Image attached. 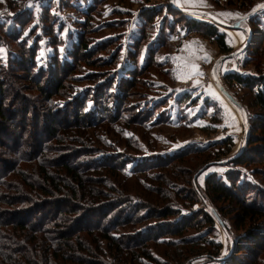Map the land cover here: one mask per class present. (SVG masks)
<instances>
[{
	"label": "rangeland",
	"instance_id": "rangeland-1",
	"mask_svg": "<svg viewBox=\"0 0 264 264\" xmlns=\"http://www.w3.org/2000/svg\"><path fill=\"white\" fill-rule=\"evenodd\" d=\"M91 2L0 0V23L12 25L15 11H21L23 7L24 11H32L34 19L27 26L24 37L29 47L38 42L36 59L42 65L54 55L53 39H60L62 43L58 57L70 62L68 53L72 44L78 41L77 33L85 31L89 33L93 52L98 51L94 55L96 59L105 63L111 56L118 57L116 66L103 69L79 62L76 74L67 84L73 88V98L86 97L83 113L89 123L65 124L56 137L61 140L58 144L64 143L62 152L57 155L72 150L67 161L82 178L84 193L80 201L94 207L108 205L104 212L111 209L109 217L114 214L116 219L109 224L103 219V223H107L103 229H108L111 237L120 242L121 250L112 247L110 241L96 231L93 233L99 235L98 256L108 264H222L211 259L210 256L216 255L214 248L221 245L220 256H226L233 245L229 235L237 240L244 232L235 227L233 215L236 210L231 207L230 213L225 209L227 215L220 213L224 225L217 219L214 233L204 229L199 232L190 230L185 235L202 246L200 251L183 249L182 238L174 235L141 244L138 241L162 233L177 218L164 220L159 216L161 211L169 207L188 209L190 202L185 199L188 192L199 188L207 197L206 182L213 174L224 178L231 168L239 169L232 164V159L251 145L247 142L249 127L264 135V125H257L261 111L254 106V93L241 85L227 83L225 79L226 75L233 73L252 77L251 82L264 77V39L255 37L259 32L264 33V0H105L95 6L94 11L86 13L93 5ZM20 3L24 5L17 9ZM149 8L159 12V16L152 25L154 37L148 42H160L156 35L165 22V44L157 49L154 67L138 80L136 89L120 102L121 109L117 112L118 101L113 94L119 92L117 81L129 78L127 69L135 67L129 54L135 52L136 39L143 28L141 16ZM47 11L53 19L56 38L50 33V24L43 27ZM188 19L217 25L220 32L226 34L232 52L222 54L214 39L190 29L186 24ZM252 20H257L259 23L256 24L263 29H255L254 38L250 28ZM148 42L143 44L142 52H147ZM10 47L17 50L15 45ZM7 50L8 46H5L1 53L6 54ZM144 59V56L140 57L138 67L145 64ZM107 77L114 81L106 89ZM217 82L233 100L224 94ZM63 100L56 101H59L55 104L56 110L62 107L60 101ZM134 113L139 115L136 117ZM36 121L38 125L34 124ZM42 122V119L31 116L26 129H16V134H23L18 144L17 165L25 163L23 156H27L26 152L30 150L28 134L36 126L42 128ZM47 138H43L45 143L49 141ZM43 149H46L45 145ZM183 151L190 153L179 156ZM0 153L15 162L2 146ZM220 154L221 157H216ZM57 155L51 153L46 159L54 161ZM171 155L183 159L164 165ZM42 159L49 172L52 171L54 165L42 156L38 161L43 164ZM107 160L108 163L104 164ZM141 160H145L143 166L135 172ZM256 167L264 171V165L252 163L240 169L251 180V175L256 176ZM29 171L35 174L33 168ZM256 179L264 184V176ZM209 199L208 205L227 208V203H212L211 197ZM113 205L118 209L116 214ZM204 208L207 209L200 201L192 210L198 212ZM152 212L155 217H148ZM89 226L93 227V224ZM147 227L154 229L153 234L144 238L135 235ZM260 259L258 264H264V258Z\"/></svg>",
	"mask_w": 264,
	"mask_h": 264
},
{
	"label": "trees",
	"instance_id": "trees-1",
	"mask_svg": "<svg viewBox=\"0 0 264 264\" xmlns=\"http://www.w3.org/2000/svg\"><path fill=\"white\" fill-rule=\"evenodd\" d=\"M104 2L105 0H92L93 5L87 8L86 13L94 11L95 6ZM23 5L20 3L17 9L22 8ZM73 6L79 7L74 4ZM158 13L149 8L141 16V27L143 28L136 39L135 52L129 54V59L132 60L135 67L133 70L127 69L128 76H126L129 78L117 81L119 92L113 94L115 100L118 101L117 112H120L121 109L120 102L128 97L130 91L136 89L138 80L145 76L152 66L154 67L157 49L159 50L165 44V22L162 24L163 27L159 34L156 35L157 38L160 37L158 40L160 42L158 43L157 40L148 42L153 36L152 25L156 17L159 16ZM32 19H34L33 12L24 11L23 7L21 11H15L12 25L6 26L3 25L4 23H0V146L7 150L9 156L12 155V159L15 158L13 163L5 154L0 153V171L3 170L0 173V264H108L98 256L100 252L97 248L99 235H95L93 232H100L110 241L112 247L116 246L117 250H121L120 242L113 236L111 237L108 229H103L107 224L103 223V219H106L108 224L115 222L114 214L109 217L108 213L111 209L104 212L108 209V205L94 207L87 204L86 201H80L84 193L81 190L82 178L77 174V169L67 161L72 156V150L66 151L64 155H57L62 152L63 148L61 147H64V143L58 144L61 140L58 141L56 137L60 128L65 124L77 125L79 121L89 123V118L83 113L86 97L73 98V88L67 84L71 76L76 74L79 62H84L91 68L103 69L102 67L106 66H116L118 57L111 56L112 58L106 60L105 63L102 59H96L94 55L98 51L93 52L89 43V33L85 31V33H77L78 41L76 44H72V49L68 53L70 62L63 61L58 57L60 55L59 46L62 43L60 39H53L54 55L42 65L36 59L39 49L38 42H33L32 47H29L28 41L24 37L26 28ZM43 20L46 21L43 27L47 28L50 24L48 27L50 33H53L52 37L56 38L54 27H52L53 19L49 11L46 12ZM54 20L59 22L58 19L54 18ZM186 21L192 31L200 32L205 38L214 39L222 54L232 52L227 43L226 34L220 32L217 25L193 22L190 19ZM256 22L257 20H252L250 27L253 38L255 29L263 30ZM255 37L264 39L263 31ZM145 42H148L146 53L142 52ZM10 45H15L17 50L14 51ZM5 46H8V50L6 54H2ZM141 56L145 57V64L138 67ZM250 78L252 77H246L240 73L225 76L227 83L241 85L254 93V106L261 111L257 125H264V77H259L258 80L252 82ZM112 81L114 80L107 77L105 88H108ZM66 97L68 99L63 100ZM57 100H63L60 101L62 107L58 110L55 109V104L59 103V101L56 102ZM138 115V113H134V116ZM31 116L35 119H42V128L36 126L32 129V134H28L27 144L30 150L26 152L27 156L22 155L25 163L17 165L16 159H18L17 153L20 147L18 144L23 134L19 136L15 131L16 129L19 131L26 129L29 126L27 121ZM34 124L36 125L37 121ZM74 125L72 126L77 127ZM249 128L250 134L247 142H250L251 145L232 159V164L239 166V169L231 168L224 178L213 174L206 182L209 193L207 197L199 188H195L191 193L188 192L185 198L190 202L188 209L175 210L169 207V209L161 211L159 216L164 220L169 217L177 218L173 219L174 221L169 224L170 227L163 230L162 233L154 232L155 235L144 238L148 234H153L154 229L147 227L140 231V234H135L144 238L138 241V244L152 241L157 237L164 238L174 235L182 238L180 244L183 249L187 251L198 249L196 251H200L202 246L185 235L190 230L199 232L204 229L209 233H214L217 219L222 226L224 225L219 216L220 213L222 216L227 215L228 213L224 211L226 209V212L230 213L232 210H228L231 207L236 210L233 215L235 227L237 230L244 231L243 235L237 240L229 235L233 245L226 256H220L221 248L219 247L221 245L219 244L214 248L216 255L209 256L222 264H258L261 261L260 258H264L262 257L264 255V184L256 179L257 176L262 178L264 171L256 167V176L251 175V180H249L247 174L240 169L249 163L258 164V166L264 165V135L255 133L256 131H252L253 128ZM43 138H47L48 143H45ZM7 143H11V145ZM43 145L46 149H43ZM183 152L178 155L190 153ZM51 153L57 155L54 161H51V158L46 159ZM41 156L49 160L47 161L49 164L51 162V165H54L52 171L49 172L43 159V164L39 162ZM175 156L177 155L168 156L164 165L183 159V156L180 160ZM221 156L222 154L216 157ZM31 160L34 163H31ZM144 161L141 160L136 167L143 166ZM107 163L108 160L104 164ZM111 163L115 162L111 161ZM32 168L35 174L29 171ZM138 168L134 171L138 172L141 169ZM210 197L212 203H227V208L222 206L217 208L211 203L208 205ZM200 201L204 202L207 209L193 211L192 207ZM114 211L116 214L118 209L116 210L114 207ZM98 215L101 216L98 218ZM149 216L155 217L153 212ZM4 217L7 219H2ZM90 223L93 224V227L89 226ZM118 226L123 225L119 224ZM226 232L228 233L227 230ZM210 243L214 245V243Z\"/></svg>",
	"mask_w": 264,
	"mask_h": 264
},
{
	"label": "water",
	"instance_id": "water-1",
	"mask_svg": "<svg viewBox=\"0 0 264 264\" xmlns=\"http://www.w3.org/2000/svg\"><path fill=\"white\" fill-rule=\"evenodd\" d=\"M189 13H190V12H189ZM218 23H219V25H222V26H223V25H224V26L226 25V24H221L220 22H218ZM217 84L220 85V88L223 90V87L221 86V84L218 83V82H217ZM223 92H224V94H226L230 99L233 100V98L230 96V94H229L226 90H225V91L223 90ZM245 121H246V120H245Z\"/></svg>",
	"mask_w": 264,
	"mask_h": 264
}]
</instances>
